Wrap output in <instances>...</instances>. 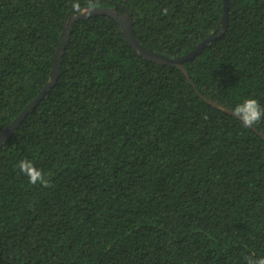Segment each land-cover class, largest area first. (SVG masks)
<instances>
[{
    "label": "trees",
    "instance_id": "1",
    "mask_svg": "<svg viewBox=\"0 0 264 264\" xmlns=\"http://www.w3.org/2000/svg\"><path fill=\"white\" fill-rule=\"evenodd\" d=\"M98 7L175 58L219 33L224 0H0V132L50 82L68 18ZM184 68L193 85L109 16L72 23L56 81L0 147V264L264 257V140L224 111L264 108V0H227L223 32Z\"/></svg>",
    "mask_w": 264,
    "mask_h": 264
},
{
    "label": "water",
    "instance_id": "2",
    "mask_svg": "<svg viewBox=\"0 0 264 264\" xmlns=\"http://www.w3.org/2000/svg\"><path fill=\"white\" fill-rule=\"evenodd\" d=\"M89 15H106V16L113 18L119 24L125 40L128 42V44L132 47V49L136 53H138L140 56H142L144 59H146L148 61L158 63V64H162V65L175 66V67L179 68L183 72L185 77L189 80V82L192 84L190 77H189L186 69L184 68V63L186 61H188L190 58L194 57L203 48H205L210 42H212L214 40V38L220 36V34L223 32V30L226 26V22H227V0H224L223 14H222V18L220 20L221 30L219 31V33L216 35H214V34L210 35L208 38H206L202 42H200L194 50L190 51L187 54H184L182 56L175 57V58L165 57L161 54H158L156 52H153V51L143 47L136 40V38L133 34L131 15L127 11H125L124 13L121 14V13H118L117 11H115L113 8H109V7L88 8L77 16L69 17L67 22L65 23L64 30H63L61 38H60V44H59L58 49L56 51V61H55L54 69L51 72L50 82L47 83L45 85V87L42 89L41 93L27 105V108L24 111H22L20 113V115H18L8 126H6L0 132V147L2 146V143L4 141L8 140L12 136L14 130L21 123L22 119L26 116V114L33 107L36 106L37 102L42 99L44 94L48 91V89L56 81V78L59 74L61 57L63 55V51H64V47L66 45V41L68 40V37L70 34V29H71L72 23L79 18L87 17ZM205 100L209 104L216 106L214 104V102H212L211 100H207V99H205ZM224 111L233 115L232 114L233 111H231V110L224 109ZM250 128L253 131H255L258 135H260L261 138L264 140V134L258 132L256 130V128H254V126H251Z\"/></svg>",
    "mask_w": 264,
    "mask_h": 264
},
{
    "label": "clouds",
    "instance_id": "3",
    "mask_svg": "<svg viewBox=\"0 0 264 264\" xmlns=\"http://www.w3.org/2000/svg\"><path fill=\"white\" fill-rule=\"evenodd\" d=\"M232 114L238 118L244 127H251L264 119V108L256 99H245L241 104H237ZM19 172L25 175L32 185L39 184L44 188L51 187L45 174L38 169L31 161L21 160L18 164ZM246 264H264V257L248 256Z\"/></svg>",
    "mask_w": 264,
    "mask_h": 264
}]
</instances>
